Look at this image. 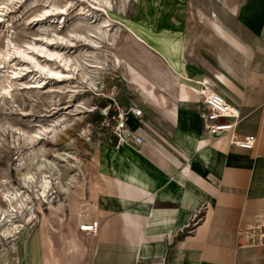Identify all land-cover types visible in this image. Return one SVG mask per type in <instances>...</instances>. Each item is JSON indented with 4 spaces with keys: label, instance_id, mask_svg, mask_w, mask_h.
Wrapping results in <instances>:
<instances>
[{
    "label": "rangeland",
    "instance_id": "374dc122",
    "mask_svg": "<svg viewBox=\"0 0 264 264\" xmlns=\"http://www.w3.org/2000/svg\"><path fill=\"white\" fill-rule=\"evenodd\" d=\"M216 1L223 3L225 1L226 4L231 0ZM248 1L241 14L246 16L249 22L243 21L260 28L264 18V4L256 6V3ZM244 2L245 0H238L231 9L230 4L217 6L213 0H108L109 5L104 0L100 2L95 0H0V88L8 86L7 78L13 85L10 91L11 96L3 93L0 95V211L6 208L2 198V193L6 191L15 189L27 191V194L35 200L32 206L35 218L32 223L26 225L27 232L23 236L25 242L23 243L21 239L0 242V255L5 257V264H22L25 244L39 230L61 235L71 224L78 222V208L82 206L84 210L88 204L90 184L97 170L96 159L103 152L107 157L109 150L116 148V142L104 136L95 127L96 121L110 102L107 95L110 88H115L116 93L113 99L122 106L135 105L154 109L146 104L139 85L156 83L157 97L160 98V94L163 93L167 107L173 108L179 105L176 99V87L171 83L167 84L172 80L166 65L133 38L123 36L126 28L122 25L125 20L142 23L147 21L150 26L157 23L172 30L182 27L186 39L184 54L186 69H188L190 56L191 63L194 64L190 67L191 71L201 72L202 38L206 43L213 44L218 60L219 56L228 58L239 80L249 83L246 86V92L242 91L241 96L223 85L217 86V92L231 98L233 105L241 110V115L244 111L243 107L253 108L251 117L242 122V116H240L237 126L249 125L259 132V136L251 133L256 137L257 142L253 151L256 150L260 154L251 201L260 206L257 215L260 223L250 230V236L259 240L257 244L264 242L260 240L264 238V39L254 36L239 20L238 14ZM52 4L58 9L42 18L44 10L50 9ZM108 18L112 20L109 30L123 31L117 37V44L114 47L106 39L95 37L94 34L91 36L99 42L97 46H91L90 43L87 44L82 39L76 40L74 37H71L75 39L74 45H65L60 42L48 44V50L71 55L77 60L83 58L86 61H94L95 58L106 56L104 70L98 68L93 73V76H96L94 88L83 82L77 73L73 77L67 76L69 69L56 59H51V62H55L50 65L51 68L61 72L63 76L44 74L42 79L44 78L48 84H44L45 89H40L32 80L38 75L34 74L37 70L32 68L27 75L25 69L17 65L18 62H24L31 66L30 61L22 60L17 54L11 58L6 57L9 51L13 54L17 47L34 56L40 64L44 65L49 59L39 51L30 49V44H35L36 47L41 46L48 41L45 37L52 39L55 34L66 36L71 30L96 32L97 27H102L101 21ZM213 19H217L250 50L248 60L215 33L211 24ZM114 53L128 61L129 65L136 72H140L145 80L136 74L134 76L129 69L126 72L118 64L114 66ZM19 69L21 78L19 76L15 79L14 72H18ZM100 72H102L101 77L98 76ZM252 74L257 75L252 77ZM213 75L214 72L210 76L212 79ZM20 82H26V87ZM50 96L51 102L48 100ZM262 101L263 104L259 109H255ZM74 105L87 108L80 109L82 112L79 113L76 112V107L73 108ZM160 111L166 116L164 109ZM260 112L263 114L262 122L259 121ZM41 126L56 127L57 133L54 137L56 141L45 138L41 144L33 147L26 146V135L40 129ZM83 130H86L85 134L82 133ZM66 144L69 147L68 152L74 153L82 161L77 171L56 157L57 152L66 149ZM36 155H44V158L52 163H47L44 170H38L37 159L33 160ZM55 168L58 171V181L68 188V193L61 192L57 180H53L54 177H52L53 195H49V202L43 201V198H41L42 201L36 200L33 194L37 190L36 186L40 181L41 173L43 171L51 173ZM27 172L34 176V182L29 184L28 188L23 184V175ZM74 174L78 178L76 183L68 185ZM85 211L88 214V211ZM24 217L25 213L16 220L23 221Z\"/></svg>",
    "mask_w": 264,
    "mask_h": 264
},
{
    "label": "crops",
    "instance_id": "0c3cea01",
    "mask_svg": "<svg viewBox=\"0 0 264 264\" xmlns=\"http://www.w3.org/2000/svg\"><path fill=\"white\" fill-rule=\"evenodd\" d=\"M237 1L226 4L232 9ZM248 25L254 36L264 39V22L260 28ZM215 51L201 38V72L191 71L189 56V75L211 78L222 70ZM231 81L240 96L246 92L249 83L233 76ZM190 104L178 112L176 122L162 109L136 106L142 110L143 145L137 151L122 144L95 161L87 219H98V235H83L76 221L61 235L41 229L26 242L22 264H264V242L257 244L250 236L260 223V206L251 201L260 154L230 146L227 140L223 151L216 149L218 140L229 134L216 139L207 135L198 113L201 105ZM243 109L242 122L253 112L249 106ZM138 127L130 117L128 128ZM236 133L259 136L255 127L245 124H239ZM201 140L211 143L204 147ZM116 154L135 164V179L128 178V163L115 161Z\"/></svg>",
    "mask_w": 264,
    "mask_h": 264
},
{
    "label": "bare ground",
    "instance_id": "6f19581e",
    "mask_svg": "<svg viewBox=\"0 0 264 264\" xmlns=\"http://www.w3.org/2000/svg\"><path fill=\"white\" fill-rule=\"evenodd\" d=\"M97 2H100V0H95ZM214 3L217 6H222L224 3H219L216 0H213ZM252 2L256 4H264V0H251ZM106 4L109 5L108 0H104ZM247 4V0H245L244 4L241 6L238 17L239 20L244 24L246 29L249 30L251 27L246 24L244 21L241 20L240 14L243 9V6L245 7ZM58 7L55 5H51L50 9L44 10V16L46 14L51 13L54 10H57ZM82 10V9H81ZM49 15V14H48ZM41 20V19H40ZM144 21V20H143ZM112 20L110 18L105 19L101 21L102 27H97L96 32H92L90 30H86V32L78 31V30H71L68 31V35L62 36L61 34H55V37L52 39H48L45 37L46 40H48L46 43H44L41 46L36 47L35 44H30V49L39 51L40 54H42L44 57L48 58L46 64H40L39 61L32 55H30L26 51H21L22 49H15L13 51V54H10L9 52L6 54L7 58H11L14 54L21 57L24 61H30L32 64L31 66L25 64L24 62H21L17 65H19L21 68L23 67V70L25 69L27 75H29V71L33 68L36 69L37 72H34V74H38L36 77H34L32 80L36 84V86H39L40 89H45V83L48 84V82H45L44 78L42 79V76L44 74L48 75H54L62 77L63 74L61 72L53 70L50 65L54 64L55 62H51V59H56L61 65H63L65 68L69 69V72H67V76H74L75 73H77L81 80L83 82H86L90 85V87L94 88L96 87V76H93V73L96 72L98 68L103 69V66L106 62V56L103 58H95L94 61H86L85 59L77 60L73 58L71 55H65L64 53L55 52L48 50V44L51 42H60L61 44L64 43L65 45H74L75 39L79 40L82 39L84 42H87V44L90 43L91 46H97L99 45V42L93 38V35L100 39H106L108 42L111 43V45L114 47L117 44V37L119 34H121L123 31L121 29H111L109 30L110 23ZM142 22H136V21H126L123 23L122 26H124L126 29L124 31V37L126 38H133L137 43L141 44L144 48L152 52L155 56H157L165 65L167 70L170 72V78L172 82H167L168 85L170 83L176 87V99L179 103V105H175L173 108L167 107L165 105V95L163 93L160 94V98L157 97V93L155 91L156 83H150V84H140V92L146 101V104L154 107V109H164L166 114L169 116V118L172 119L173 122H176L177 114L182 109H187L190 107V103H194L196 107L200 106V101L202 96H205L208 100H215L216 98H220L222 102L225 103L226 107L229 109H232L236 114H238V117L241 116V110L233 105V103L225 96L222 95L221 92H217V86H225L233 91H236L235 86L233 82L231 81V76H233L235 79L239 80L237 76L234 75L233 68L230 65V60L228 58H221L219 56V64L222 68V70L217 71L214 74V79H211L207 76H201V74H198L196 76L189 75L186 66H185V45H186V39H185V33L182 29V27L177 29H169L165 27L164 25L155 24L153 26H150L147 21ZM264 22V18H263ZM117 24V23H116ZM215 33L223 39L230 47L233 49H236L238 52H241L244 56V59L247 60V56L250 53V50L242 44L238 38L231 32L226 29L222 24L219 23L217 19H213L211 22ZM256 25V23H255ZM260 25V24H259ZM92 26V25H91ZM121 26V25H120ZM253 26V25H252ZM123 28V27H122ZM124 29V28H123ZM254 35V34H253ZM71 37H74L75 39H71ZM14 50V49H12ZM12 53V52H11ZM114 55L113 64L116 66L117 64L120 65L123 69H125L126 72L129 71L134 75L141 76L140 72H136L135 69H133L129 62L120 57L117 54ZM16 58V57H15ZM16 64V63H15ZM119 67V66H118ZM115 68V67H114ZM104 70V69H103ZM23 72V71H22ZM13 74V73H12ZM99 77L102 74V72L98 73ZM21 75L20 69L18 72H14L15 79H18ZM257 74H252V77H255ZM135 76V75H134ZM13 77V78H14ZM32 78V76H30ZM21 78V76H20ZM142 79H144L142 77ZM20 80V79H19ZM145 80V79H144ZM8 86H2L0 88V95L6 94L11 96V89L13 85L10 83L11 80L8 78L6 79ZM18 81V80H17ZM241 82V80H239ZM21 85L26 87V82H20ZM14 90V89H13ZM221 93V94H220ZM20 95V94H19ZM10 99V98H9ZM52 97L50 96L48 98L49 102H51ZM13 102V101H12ZM12 104V103H11ZM13 106V105H12ZM82 106H84L82 104ZM76 107V109L74 108ZM69 108V107H68ZM67 108V109H68ZM73 108L76 110V112H82L80 109L87 108V107H77L73 106ZM184 111V110H183ZM188 111V110H187ZM186 112V111H185ZM195 112V111H194ZM199 113V112H198ZM180 114V113H179ZM184 114V113H183ZM182 115V114H181ZM180 115V116H181ZM182 119V118H179ZM180 121V120H179ZM195 122V121H194ZM180 122H178V125ZM188 124V122H187ZM187 126V125H186ZM194 126V125H193ZM13 129V127H12ZM179 129V128H178ZM195 129V128H194ZM89 130V129H87ZM189 130V129H188ZM65 131V130H63ZM90 131V130H89ZM87 131V132H89ZM196 132V131H195ZM57 133V128L54 126L46 127L41 126L40 129H37L33 133L27 134L25 137V145L29 147L36 146L38 144H41L44 139L46 138H52L56 141L55 134ZM66 133V131H65ZM83 134L86 133V130L82 131ZM89 134V133H88ZM190 134V133H189ZM198 134V133H197ZM24 135V134H23ZM195 134H193L194 136ZM201 136V135H200ZM199 136V137H200ZM204 136V135H203ZM202 136V137H203ZM85 137V136H84ZM143 137V136H142ZM86 138V137H85ZM191 138V137H190ZM222 138V137H221ZM183 139V138H182ZM188 139V137H187ZM196 139V138H194ZM200 139V138H198ZM229 136L223 137V139L218 140L216 145L214 146L216 149L223 151V146L228 141ZM192 140V138H191ZM183 141H186L183 139ZM189 141V140H188ZM197 142V141H196ZM184 143V142H183ZM188 144V142L186 141ZM211 142L209 140H201V146H207ZM69 144V143H68ZM68 144H66V149L62 152H57L56 157L59 158L61 161L66 162L67 166L70 168H75L74 171H77V167L79 164H81V160L71 152H68L69 147ZM125 145V143H122ZM121 144V145H122ZM73 145V144H72ZM189 145V144H188ZM70 146V145H69ZM186 147V146H185ZM72 148V147H71ZM189 149L188 147H186ZM73 149V148H72ZM71 149V150H72ZM192 148H190V152ZM163 150V149H161ZM195 150V148H194ZM40 152V151H39ZM39 154V153H38ZM117 159L115 161H123L129 164L130 167V176L128 177L131 179H135L137 177L136 175L139 174L138 169L135 167V164L126 158H124L120 154L115 155ZM37 159L36 167L38 170H44L47 163H52L51 161H47L46 158H44V155H36L33 157V160ZM80 169V168H79ZM78 176V174H77ZM52 177H54L53 180H57L59 190L63 193H68V188H65L58 180V171L57 169H53L50 172L43 171L40 176V181L36 186V191L33 194L34 198L36 200H41L43 198V201H47L49 195L52 196L53 192V183H52ZM78 178H76V175H72L71 179L69 180L68 185H72L76 183ZM34 182V176L32 173L27 172L23 175V184L24 187L28 188L29 184H32ZM135 184V183H134ZM3 201L6 203V208L2 209L0 211V242L4 243L5 240L15 241L17 239H21V241H24V234L27 232L26 225L33 222V219L35 218V212L32 209L34 205V199L31 198L29 194H27V191H20V189H15L13 191H6L2 193ZM41 200V201H42ZM49 202V200L47 201ZM73 202V201H72ZM51 203V202H50ZM75 205V204H74ZM89 205V204H88ZM87 206H85L84 210L82 206H80L78 209V222L82 223L87 219V212L85 210ZM74 210V207H73ZM76 210V208H75ZM57 211V210H56ZM42 212V211H41ZM25 213V217L23 221L16 220L18 217L23 216ZM52 213V212H51ZM57 213V212H56ZM75 213V212H74ZM20 215V216H19ZM47 231V230H46ZM5 258V257H4ZM2 254L0 255V264L1 262L6 260L4 259ZM3 259V260H2Z\"/></svg>",
    "mask_w": 264,
    "mask_h": 264
},
{
    "label": "built area",
    "instance_id": "2783aa9c",
    "mask_svg": "<svg viewBox=\"0 0 264 264\" xmlns=\"http://www.w3.org/2000/svg\"><path fill=\"white\" fill-rule=\"evenodd\" d=\"M115 93L114 87L107 91L110 102L96 121L95 127L104 136L114 140L116 148L125 143L138 151L144 141L140 134V130L144 126V122L141 119L142 110L135 105L128 107L115 102L113 99ZM202 97L199 115L204 132L214 139L229 134L228 143L230 146L253 150L256 144V137L254 135L243 137L236 133V126L239 120L238 114L227 108L220 98L208 100L205 96ZM130 117L135 118L139 123V127L135 130L128 128ZM99 229L100 222L98 219H86L78 225V231L88 237H96Z\"/></svg>",
    "mask_w": 264,
    "mask_h": 264
}]
</instances>
